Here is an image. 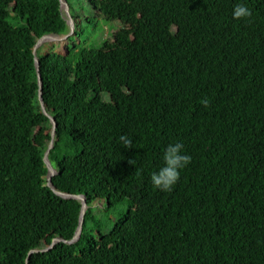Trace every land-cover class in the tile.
I'll list each match as a JSON object with an SVG mask.
<instances>
[{
    "label": "trees",
    "instance_id": "obj_1",
    "mask_svg": "<svg viewBox=\"0 0 264 264\" xmlns=\"http://www.w3.org/2000/svg\"><path fill=\"white\" fill-rule=\"evenodd\" d=\"M82 1L118 21L110 36L71 45L84 26L69 11L68 53L36 56L52 186L87 208L75 242L28 254L69 240L81 210L46 185L32 53L68 25L58 0H0V264H264V0ZM238 3L250 20L233 18ZM177 142L191 161L158 190Z\"/></svg>",
    "mask_w": 264,
    "mask_h": 264
},
{
    "label": "rangeland",
    "instance_id": "obj_2",
    "mask_svg": "<svg viewBox=\"0 0 264 264\" xmlns=\"http://www.w3.org/2000/svg\"><path fill=\"white\" fill-rule=\"evenodd\" d=\"M69 2L72 5L70 13L73 14V17L78 15L82 25L84 26V33H79L73 41H70L71 45L76 44V46L87 47L91 45H99L103 39L110 36L113 28L117 27V25L115 24L118 23L117 20L111 21L103 18L102 16H95L93 10H89L86 2H83L82 0L77 3H75L73 0H69ZM42 43H45L42 52L47 51L50 46H55L57 51L63 54L68 53L67 47L69 43L66 39L59 42L44 41ZM116 216L117 208L110 210L108 215L100 212L99 210H95L94 218L96 226L94 225V227H98L101 231H108ZM88 227L91 228L92 224H88Z\"/></svg>",
    "mask_w": 264,
    "mask_h": 264
},
{
    "label": "water",
    "instance_id": "obj_3",
    "mask_svg": "<svg viewBox=\"0 0 264 264\" xmlns=\"http://www.w3.org/2000/svg\"><path fill=\"white\" fill-rule=\"evenodd\" d=\"M60 3L61 8H63L64 12H65V19L68 25V32L58 36V38H55L53 34H45L40 36L34 43V45L32 46V53H33V58H34V66H35V71H36V76H37V84H38V100H39V104H40V108L41 111L44 115H46L50 121L51 124V128H50V140L48 142L47 148L43 153V162L46 166V185L49 186L53 192L63 198H74V199H78L81 201V210H80V215H79V219H78V225L76 227V230L73 234V236L69 239V240H65L59 236L53 237L50 241V243L44 247V248H36V249H32L31 251H29L28 254L33 253V252H38V251H47L49 249H51L54 244L58 241H63L65 243H73L75 242L81 233V228H82V221H83V215L84 212L87 208V204H86V200H85V196L83 194H71V193H65V192H61L59 190H56L53 188L52 183H51V177L55 174V169L54 167L51 165V162L48 159V152L49 150L52 148L53 146V138H54V133H55V127H56V122L53 116H51L45 109L44 106V102H43V98H42V94H41V78H40V74H39V69H38V59L36 56V49L40 46V44L42 42L45 41L46 37H51L50 39H52V41H63L65 39H67V37L69 35L72 34L73 29H74V22L73 19L71 18L69 11H70V6L67 3L66 0H58ZM27 260H28V256L25 259V264H27Z\"/></svg>",
    "mask_w": 264,
    "mask_h": 264
},
{
    "label": "clouds",
    "instance_id": "obj_4",
    "mask_svg": "<svg viewBox=\"0 0 264 264\" xmlns=\"http://www.w3.org/2000/svg\"><path fill=\"white\" fill-rule=\"evenodd\" d=\"M251 16L252 12L245 4L238 3L233 9V18L236 20H250ZM201 102L205 107L208 106L207 99ZM118 142L122 143L125 149L133 148L132 139L127 135H121ZM183 151L184 145L182 143L177 142L174 145H168L163 155L164 166L151 176V181L156 189L168 192L171 191L173 186L178 182L180 170L184 169L191 161V157L183 154ZM129 163L133 164L131 161H129Z\"/></svg>",
    "mask_w": 264,
    "mask_h": 264
},
{
    "label": "bare ground",
    "instance_id": "obj_5",
    "mask_svg": "<svg viewBox=\"0 0 264 264\" xmlns=\"http://www.w3.org/2000/svg\"><path fill=\"white\" fill-rule=\"evenodd\" d=\"M55 37V36H54ZM58 38V36H56Z\"/></svg>",
    "mask_w": 264,
    "mask_h": 264
}]
</instances>
